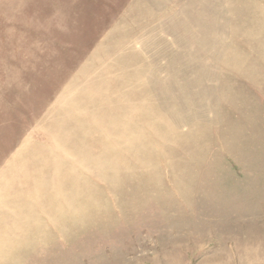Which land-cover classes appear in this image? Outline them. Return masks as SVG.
I'll use <instances>...</instances> for the list:
<instances>
[{"label":"rangeland","instance_id":"obj_1","mask_svg":"<svg viewBox=\"0 0 264 264\" xmlns=\"http://www.w3.org/2000/svg\"><path fill=\"white\" fill-rule=\"evenodd\" d=\"M0 264H264V0H0Z\"/></svg>","mask_w":264,"mask_h":264}]
</instances>
